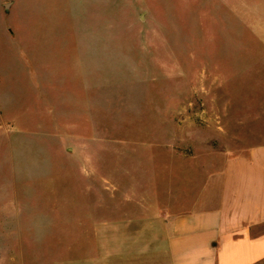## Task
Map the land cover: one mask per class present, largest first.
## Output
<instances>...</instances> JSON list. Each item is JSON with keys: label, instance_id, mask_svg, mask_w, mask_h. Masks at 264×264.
I'll list each match as a JSON object with an SVG mask.
<instances>
[{"label": "rangeland", "instance_id": "obj_1", "mask_svg": "<svg viewBox=\"0 0 264 264\" xmlns=\"http://www.w3.org/2000/svg\"><path fill=\"white\" fill-rule=\"evenodd\" d=\"M228 109L263 125L264 0H0V264H99L125 195L228 155Z\"/></svg>", "mask_w": 264, "mask_h": 264}, {"label": "crops", "instance_id": "obj_2", "mask_svg": "<svg viewBox=\"0 0 264 264\" xmlns=\"http://www.w3.org/2000/svg\"><path fill=\"white\" fill-rule=\"evenodd\" d=\"M229 116L228 109V155L212 163L186 200L153 208L148 195L124 196L138 211L101 223L113 230L101 244L113 249L99 264H264V109L248 115L263 124L249 138L234 133Z\"/></svg>", "mask_w": 264, "mask_h": 264}]
</instances>
